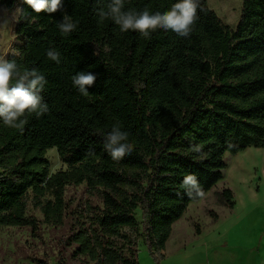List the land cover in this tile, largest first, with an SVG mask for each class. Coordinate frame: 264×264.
I'll list each match as a JSON object with an SVG mask.
<instances>
[{"label":"trees","instance_id":"1","mask_svg":"<svg viewBox=\"0 0 264 264\" xmlns=\"http://www.w3.org/2000/svg\"><path fill=\"white\" fill-rule=\"evenodd\" d=\"M173 3L126 0V8L166 11ZM197 3L189 37L158 28L145 38L102 20L98 0H63L55 13L0 0L9 11L20 7L18 41L6 58L40 69L49 105L40 117L27 115L22 128L0 122V227L28 228L42 238L43 223L69 221L58 264H67L65 246L87 264H139L140 241L160 264L173 224L224 178L226 153L264 148V0H244L235 26L208 0ZM64 12L77 22L67 36L58 28ZM53 47L59 64L47 57ZM81 70L97 76L88 96L72 84ZM115 123L135 145L120 160L103 147ZM51 148L66 169L51 171ZM190 173L201 195L182 186ZM84 183L89 198L77 210L66 190ZM218 200L235 207L230 188ZM30 201L43 220L29 215Z\"/></svg>","mask_w":264,"mask_h":264},{"label":"rangeland","instance_id":"2","mask_svg":"<svg viewBox=\"0 0 264 264\" xmlns=\"http://www.w3.org/2000/svg\"><path fill=\"white\" fill-rule=\"evenodd\" d=\"M243 1L208 0V3L227 24L235 26ZM19 11V5L12 11L0 7V57L6 58L15 50ZM47 158L53 173L67 168L57 148L49 149ZM224 160L227 164L224 178L203 198L190 203L184 215L173 224L175 231L172 227L166 245L168 256L176 247L187 246V254L176 264H264V148L250 146L237 154L226 153ZM225 188L233 190L235 207L232 209L218 200V193ZM88 198L85 183L71 185L66 190V200L74 209H80ZM210 211L217 213L216 220ZM28 213L44 218L32 201ZM136 216L141 219L139 211ZM42 230L43 237L39 238L28 228L0 227V264H58L70 222L58 227L43 223ZM139 249V264L155 263L144 241H140ZM65 253L67 264L88 262L87 258L74 256L72 247L65 246ZM166 257L160 264L164 259L165 264H172V259Z\"/></svg>","mask_w":264,"mask_h":264},{"label":"clouds","instance_id":"3","mask_svg":"<svg viewBox=\"0 0 264 264\" xmlns=\"http://www.w3.org/2000/svg\"><path fill=\"white\" fill-rule=\"evenodd\" d=\"M24 3L35 13H55L63 9V0H24ZM98 3L101 6L97 14L102 20H111L122 33L135 30L145 38L158 28L189 37L198 19L197 0H175L170 9L155 12L147 8L142 11L126 8V0H98ZM58 28L67 36L76 30L77 22L64 12ZM46 54L57 64L61 62V52L56 48H49ZM96 80V74L91 71L81 70L72 76L73 87L83 96L89 95V88ZM46 83V76L39 68L21 67L14 59L0 57V122L10 128H22L27 115L40 117L47 113L49 105L43 95ZM128 137L129 132L119 123L113 124L104 135L103 147L112 159L120 160L133 152L135 145ZM182 186L189 195L202 194L195 173L187 174Z\"/></svg>","mask_w":264,"mask_h":264},{"label":"crops","instance_id":"4","mask_svg":"<svg viewBox=\"0 0 264 264\" xmlns=\"http://www.w3.org/2000/svg\"><path fill=\"white\" fill-rule=\"evenodd\" d=\"M173 231H175V225L173 226ZM261 247H262V245H261ZM163 253H164L165 256H167L166 258H171L172 259L170 263L176 264V263L179 262L180 259H182L187 254V246L186 247L185 246H178V247H176V250H174V252L171 253L169 256L167 254L166 248L163 251ZM165 261H166V259L163 260V264L166 263Z\"/></svg>","mask_w":264,"mask_h":264}]
</instances>
